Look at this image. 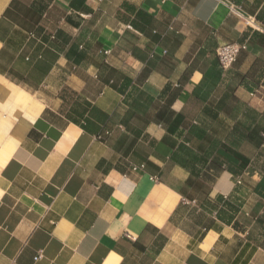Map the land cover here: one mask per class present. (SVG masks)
<instances>
[{
  "label": "crops",
  "instance_id": "1",
  "mask_svg": "<svg viewBox=\"0 0 264 264\" xmlns=\"http://www.w3.org/2000/svg\"><path fill=\"white\" fill-rule=\"evenodd\" d=\"M0 90V264H264V0H0Z\"/></svg>",
  "mask_w": 264,
  "mask_h": 264
},
{
  "label": "built area",
  "instance_id": "2",
  "mask_svg": "<svg viewBox=\"0 0 264 264\" xmlns=\"http://www.w3.org/2000/svg\"><path fill=\"white\" fill-rule=\"evenodd\" d=\"M243 49H245V45L237 43H223L217 46L215 52L221 68L227 70L234 63L238 54ZM143 167L142 164L139 166L133 165L131 170L137 171Z\"/></svg>",
  "mask_w": 264,
  "mask_h": 264
},
{
  "label": "trees",
  "instance_id": "3",
  "mask_svg": "<svg viewBox=\"0 0 264 264\" xmlns=\"http://www.w3.org/2000/svg\"><path fill=\"white\" fill-rule=\"evenodd\" d=\"M220 153H221V154H224L226 157H229L230 160L232 159V157H231L230 154L228 153V150H227V149H225L224 152H223V150H222V151L220 150ZM243 162H244V161H243V159H242V160H241V164H243Z\"/></svg>",
  "mask_w": 264,
  "mask_h": 264
},
{
  "label": "bare ground",
  "instance_id": "4",
  "mask_svg": "<svg viewBox=\"0 0 264 264\" xmlns=\"http://www.w3.org/2000/svg\"><path fill=\"white\" fill-rule=\"evenodd\" d=\"M8 82H9V80H8ZM0 91H1V90H0ZM1 94H2V93H1ZM1 94H0V95H1ZM4 94H5V93H4ZM1 96H2V95H1ZM1 96H0V97H1ZM13 100H14V99H13ZM22 101H23V97H22ZM22 101H21V102H22ZM24 101H25V100H24ZM22 103H23V102H22ZM22 103H21V104H22ZM7 104H8V103H7ZM19 104H20V103H19ZM25 104H26V103H25ZM13 105H14V104H13ZM16 105H18V104H16ZM16 105H15V106H16ZM23 105H24V104H23ZM19 106H20V105H19ZM21 106H22V105H21ZM21 106H20V107H21ZM13 108H14V107H13ZM31 110H32V109H31ZM25 111H26V110H25ZM27 112H28V111H27ZM12 113H13V112H12ZM20 114H21V112H20ZM24 119H25V118H24Z\"/></svg>",
  "mask_w": 264,
  "mask_h": 264
}]
</instances>
